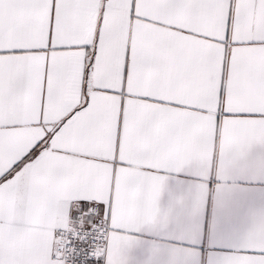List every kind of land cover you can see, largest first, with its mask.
I'll list each match as a JSON object with an SVG mask.
<instances>
[{
  "label": "snow or ice",
  "instance_id": "obj_1",
  "mask_svg": "<svg viewBox=\"0 0 264 264\" xmlns=\"http://www.w3.org/2000/svg\"><path fill=\"white\" fill-rule=\"evenodd\" d=\"M254 146L264 0H0V264H129L168 173L203 200ZM210 264H264V220Z\"/></svg>",
  "mask_w": 264,
  "mask_h": 264
},
{
  "label": "crops",
  "instance_id": "obj_2",
  "mask_svg": "<svg viewBox=\"0 0 264 264\" xmlns=\"http://www.w3.org/2000/svg\"><path fill=\"white\" fill-rule=\"evenodd\" d=\"M161 211L169 206L168 190L183 188L182 210L165 214L156 225L133 235L141 241L128 255L129 264H145L153 249L163 253L160 264H210L230 251L254 226L264 220V148L254 146L247 157L226 158L217 151L201 200L193 170L168 173ZM224 187V193L218 192Z\"/></svg>",
  "mask_w": 264,
  "mask_h": 264
}]
</instances>
